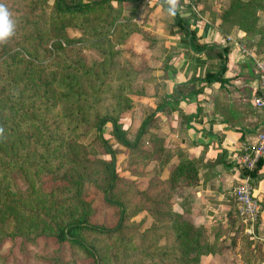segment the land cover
<instances>
[{"label":"rangeland","instance_id":"1","mask_svg":"<svg viewBox=\"0 0 264 264\" xmlns=\"http://www.w3.org/2000/svg\"><path fill=\"white\" fill-rule=\"evenodd\" d=\"M14 1L17 12H24L21 0ZM235 1L239 6L230 8ZM169 3L184 17L218 24L227 37L264 42V0ZM44 8L49 14L44 42L17 26L16 39L0 45V76L9 71L24 99L23 111L12 108L14 97L0 85V168L8 178L0 184V264H94L69 239H57L60 228L86 213L92 224L123 225L122 232L110 235L78 232L93 243L98 264H186L177 261L176 232L157 214L175 210L180 200L166 181L185 160L168 174L177 153L162 133L167 121L157 111L162 75L171 70L170 50L188 48L184 33L158 0L114 1L112 7L60 19L52 17V0ZM97 116L116 118L132 143L151 118L133 148L118 142L112 123L102 128L101 136L116 150L120 180L109 194L122 204V220L107 199L110 156L95 128ZM238 184L230 194L233 226L201 225L209 229L208 244L219 243L220 251L203 253L197 264H264L258 241L264 236V228L259 232L264 202L255 222L241 220L233 196Z\"/></svg>","mask_w":264,"mask_h":264},{"label":"crops","instance_id":"2","mask_svg":"<svg viewBox=\"0 0 264 264\" xmlns=\"http://www.w3.org/2000/svg\"><path fill=\"white\" fill-rule=\"evenodd\" d=\"M180 15L205 43L228 47L229 51L222 61L219 50L202 54L193 53L189 46L170 50L171 70L162 75L164 91L157 111L167 121L162 133L168 135L169 147L177 153L168 174L182 160L191 161L198 170L191 199L179 198L175 211L196 226L211 227L217 222L227 229L236 219L230 194L243 174L240 146L255 145L264 130V108L254 102L259 91L258 76L251 60L229 42L218 24ZM222 62L226 65V82L205 81L206 73L218 72ZM253 183L254 195L264 202V170ZM263 228L264 220L259 232ZM258 241L264 246V236Z\"/></svg>","mask_w":264,"mask_h":264},{"label":"trees","instance_id":"3","mask_svg":"<svg viewBox=\"0 0 264 264\" xmlns=\"http://www.w3.org/2000/svg\"><path fill=\"white\" fill-rule=\"evenodd\" d=\"M29 0H21V3L24 4V12L18 13L17 12V2L14 0H0V3H3L9 10L10 13V20L13 24V29L15 27H19L20 30H27L28 35L34 41H42L44 42L42 29L48 27L49 21V14L48 9L44 8V5L50 0H33L31 5H28ZM53 1V13L52 17L56 19H60L62 17H70V16H81L85 12L93 9V8H104V7H112V3L118 2H134L137 0H52ZM170 0H158V4L162 6L163 10L168 13V8L170 5ZM13 4V6H12ZM243 7L247 4L240 3ZM235 6H239V2L235 1V3L231 4L230 8H235ZM13 7V8H12ZM13 14H17V18H14ZM176 26L180 29L181 32L184 33V36L187 39V44L190 47V50L196 54H202L204 52H208L211 50H219L218 56L222 58L223 61V54H227L229 51L228 47L219 48L217 45H209L203 41L202 36H197L195 30L190 28V25L185 22L179 12L175 10V13L172 15ZM15 32L13 30V35L7 39L8 40H15ZM6 41L0 42L5 43ZM255 45L264 50V42ZM7 47L5 46L3 50H6ZM38 50V48L36 49ZM221 50V51H220ZM10 51V50H9ZM8 51V52H9ZM44 51H48L47 48H44ZM7 52V54H8ZM38 58V56H35ZM9 70L11 71L12 68L10 67ZM226 70V65L222 62L219 71L215 73L208 72L206 73L204 80L207 82H220L224 84L226 79L223 78V74ZM13 80L10 78V72L3 73L0 76V85H4L5 91L11 97H14V102L11 103L12 108H18L21 111L24 110V99L21 95V92L18 93L16 85L13 84ZM18 85V84H17ZM22 116L29 117L26 112H22ZM149 119H146L142 126L141 130L136 138V140L132 143L130 142L124 135V131L121 129L119 122L116 118L106 117V116H97L95 119V128L98 130V134L100 136L102 142V148L104 150V154L110 156V160L106 162L105 168L107 170V175L109 178V186L107 188V199L110 203L117 206L120 211L121 220L123 218V210L122 204L117 200H113L109 192L113 190L116 183L120 180L118 176V172L116 171V150L101 136L102 128L107 123H112L114 128V135L119 143L122 145L133 148L136 147L140 141L141 136L146 131V128L149 124ZM264 170V159H260L255 168L250 172L252 180L256 179L259 176L260 171ZM3 172L0 168V184L2 185L5 180H8L7 176L2 174ZM180 181H183L182 183ZM72 182V181H71ZM167 184L170 191H174L177 195V198L183 199H191L193 194V189L196 187L198 183V170L197 167L191 161H184L180 163L177 168L170 174L169 178L167 179ZM253 185V182H252ZM171 197V196H170ZM79 196L77 200H79ZM86 203V202H84ZM87 206L89 201H87ZM159 207V206H158ZM161 208V207H159ZM159 216L166 218L169 220V229L172 231L174 230L177 235L178 239V254L179 262H185L186 264H197L200 260V256L203 253L207 252H216L220 251L219 243L215 242L213 245L208 244V230L203 226H196L190 220L181 214L169 208L168 212L166 213H157ZM89 214L86 213L81 219H77L75 221L69 222L66 226L60 228L59 234L57 239L59 241H69L82 248L94 261V264H98L97 262V252L93 246V243L87 242L82 239L78 232L80 230H91L99 234H114L120 233L123 230V225L119 222L116 227L114 228H106L104 226L98 224H92L89 219ZM220 226V224H217ZM212 230L216 231L213 227ZM255 250L253 249V253Z\"/></svg>","mask_w":264,"mask_h":264},{"label":"built area","instance_id":"4","mask_svg":"<svg viewBox=\"0 0 264 264\" xmlns=\"http://www.w3.org/2000/svg\"><path fill=\"white\" fill-rule=\"evenodd\" d=\"M230 43L237 45L240 52L251 60L259 81V91L254 102L259 108H264V50L243 40H235L228 36ZM240 165L244 170L233 196L239 218L244 222H255L261 212V205L254 195L250 172L260 159H264V130L258 135L255 145L242 143L240 146Z\"/></svg>","mask_w":264,"mask_h":264},{"label":"clouds","instance_id":"5","mask_svg":"<svg viewBox=\"0 0 264 264\" xmlns=\"http://www.w3.org/2000/svg\"><path fill=\"white\" fill-rule=\"evenodd\" d=\"M168 13L169 15H173L175 13L174 5L168 8ZM13 30L9 10L3 3H0V42L9 39L13 35Z\"/></svg>","mask_w":264,"mask_h":264}]
</instances>
